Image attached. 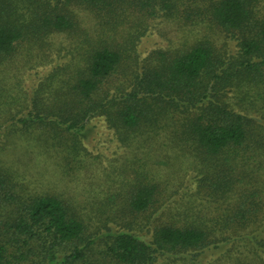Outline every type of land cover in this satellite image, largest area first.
Masks as SVG:
<instances>
[{
  "label": "trees",
  "instance_id": "16d2710c",
  "mask_svg": "<svg viewBox=\"0 0 264 264\" xmlns=\"http://www.w3.org/2000/svg\"><path fill=\"white\" fill-rule=\"evenodd\" d=\"M262 4L0 0V202L16 200L0 223V264H90V211L110 209L118 227H107L106 253L120 263L238 240L253 248L252 264H264ZM171 21L187 30L179 43L148 50L155 29ZM41 68L30 95L18 73ZM18 107L28 108L21 126L7 125ZM98 119L121 150L107 167L106 196L124 201L115 209L94 198L82 206L56 188L66 173L92 166L84 141ZM24 143L55 155L58 176L38 163L29 176L30 161L2 164Z\"/></svg>",
  "mask_w": 264,
  "mask_h": 264
},
{
  "label": "rangeland",
  "instance_id": "374dc122",
  "mask_svg": "<svg viewBox=\"0 0 264 264\" xmlns=\"http://www.w3.org/2000/svg\"><path fill=\"white\" fill-rule=\"evenodd\" d=\"M260 8L264 10V4H262ZM179 27L180 25H178L175 21L167 23L163 22L162 24H160L159 27L155 29L153 37H151L152 40L149 44L150 46L148 47V50L157 46L167 48L169 45H177L181 40V37L184 36V34L187 32L186 29L181 28L180 30ZM232 50L235 51L236 49L232 48ZM43 73L44 71L42 68L38 70L37 73H35L33 70H27L21 72L20 74L18 73L16 82L21 83L25 88L24 91H28L30 93V89L38 83V78ZM27 112L28 108L18 107L12 112L13 114H11V118L10 116L5 117L7 118L5 123L7 125L13 124L10 126H21L22 123L19 121V118L27 115ZM11 119H13V122ZM94 123L96 124V126L92 128L91 132H89L87 141L84 139V142L86 143L88 149L93 154L92 158L88 160V162H90L92 166H89V168H85L83 170H76L66 173L65 176L61 177L63 179L60 180L56 188L64 191L66 197H73V201L75 203L80 202L82 206H87L91 199L94 198V200L98 201L99 203L104 202L105 207L115 209V206L119 204L122 205L124 201H122V199L118 196H116L114 199H109L106 196L108 194V192L106 191L109 187L107 178L112 177L111 171L107 167L109 166L110 159L120 157L121 150H118L116 148L117 145L115 144L112 137L113 132H111V130L107 128L106 123L102 119L95 120ZM2 137L3 135L0 136V138ZM2 142L7 143V140L3 139ZM12 146V141L9 140L8 149H12ZM55 158V155H51L48 158L43 154L38 155L35 152H32V149L28 144L24 143L17 146V149L11 151L7 157H4L2 164H4L5 159L12 160L11 162H14L15 164L19 160V164H21L22 160L24 162L30 161L31 164L35 165V168H31V173L29 176H31V174H35L36 176L37 172L39 173L40 169L36 168V165L38 163V166L44 169L46 167H50L49 175L51 177H54V175L58 176V170L54 169L56 168ZM123 161L120 163L121 166L123 164ZM39 163L41 165H39ZM189 181L190 174L186 176L185 183L189 184ZM186 184L181 189L182 192H184V190H187L185 188L187 187ZM190 186H192L193 190H195V183L191 184ZM77 188H79V190H77ZM112 190L114 193L115 188H113ZM6 191L8 192V196H10V194H13V191H11V189H8V187ZM76 191H79L78 194H76ZM181 197L182 193L174 195L172 198L174 203L171 204V207H175V202L180 201ZM7 201H16L15 196H13V198L11 199L7 198L6 201L4 200L0 202L5 206H0L1 225L3 224L5 219L8 218L7 213L10 208L6 209V207L9 206L7 204ZM113 212H115V210L112 209L106 210L101 214L99 212L94 213V211H90L92 219H88L89 231L93 232V234L96 236V240L92 242L93 244L92 246H90L91 248L86 251L87 260L85 261L90 264H123L109 257L106 253L107 244L110 241V238L107 235L110 229L107 227L109 226L113 230L118 227V225H115L114 221L112 222L110 220L111 218H109L110 216H112ZM262 225L264 226V223H262ZM257 234L263 235L261 234V232ZM146 237L149 236L147 235ZM260 249L262 250V247H260ZM253 251V248L248 245L247 242L238 240L230 243H221L219 247H206L199 254H197V251L193 249L186 251L162 249V251H159L162 253H158V261L154 264H195L197 262H199L200 264H252L253 262L251 261V259L254 256ZM261 254H263V250Z\"/></svg>",
  "mask_w": 264,
  "mask_h": 264
}]
</instances>
